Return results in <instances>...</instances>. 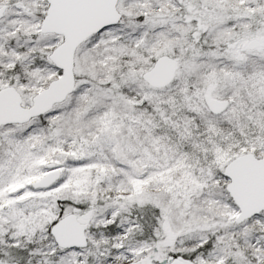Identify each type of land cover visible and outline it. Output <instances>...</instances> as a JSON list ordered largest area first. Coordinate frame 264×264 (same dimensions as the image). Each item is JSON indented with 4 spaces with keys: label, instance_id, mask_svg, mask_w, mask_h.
Instances as JSON below:
<instances>
[{
    "label": "snow or ice",
    "instance_id": "snow-or-ice-1",
    "mask_svg": "<svg viewBox=\"0 0 264 264\" xmlns=\"http://www.w3.org/2000/svg\"><path fill=\"white\" fill-rule=\"evenodd\" d=\"M0 264H264V0H0Z\"/></svg>",
    "mask_w": 264,
    "mask_h": 264
}]
</instances>
